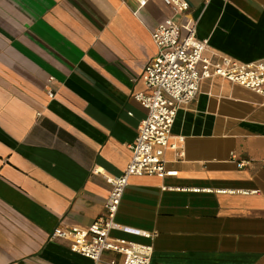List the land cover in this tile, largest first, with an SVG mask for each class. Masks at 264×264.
Listing matches in <instances>:
<instances>
[{
    "label": "crops",
    "instance_id": "obj_1",
    "mask_svg": "<svg viewBox=\"0 0 264 264\" xmlns=\"http://www.w3.org/2000/svg\"><path fill=\"white\" fill-rule=\"evenodd\" d=\"M0 0V264H94L50 239L104 215L145 114L151 34L193 26L208 56L264 63V0ZM51 94V96H49ZM154 152L175 177L132 176L114 222L149 264H264V98L212 77ZM106 252L98 264H121Z\"/></svg>",
    "mask_w": 264,
    "mask_h": 264
},
{
    "label": "built area",
    "instance_id": "obj_2",
    "mask_svg": "<svg viewBox=\"0 0 264 264\" xmlns=\"http://www.w3.org/2000/svg\"><path fill=\"white\" fill-rule=\"evenodd\" d=\"M171 14L182 15L189 6L186 0H160ZM174 16L159 22L152 30L155 56L144 65L140 78L147 93L133 99L145 111L137 127L136 139L129 145L130 160L123 173L107 179L110 194L104 203V215L88 228L57 227L50 239L68 243L69 251L94 264L103 253L114 252L122 257L121 264H149L152 249L128 240L114 238L112 231L123 235L152 239L153 234L114 222L128 179L132 176L175 177L164 169L162 158L154 150L168 146L169 131L177 111L191 103L201 81L221 78L244 87L264 98V63L239 64L227 57L208 56L205 41L196 39L193 26L186 33ZM51 96V94H49Z\"/></svg>",
    "mask_w": 264,
    "mask_h": 264
}]
</instances>
